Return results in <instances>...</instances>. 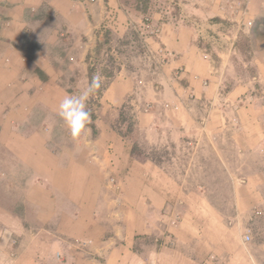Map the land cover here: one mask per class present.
<instances>
[{
    "label": "crops",
    "instance_id": "crops-1",
    "mask_svg": "<svg viewBox=\"0 0 264 264\" xmlns=\"http://www.w3.org/2000/svg\"><path fill=\"white\" fill-rule=\"evenodd\" d=\"M43 4L63 18L66 33L78 28L77 32L86 36V40L78 37L75 41L77 45L79 42L83 44L81 51L77 50L81 52L78 54L79 61L86 57L87 52L92 53L101 47L102 32L106 26L104 22L123 35L133 22V12H137L131 0H0V75L4 72L11 77L14 86L22 89L28 88V81L35 86L45 84L48 87L58 83L51 63L42 57L43 48L37 49L30 60L43 77L32 72L27 81L20 80V68L24 66L23 60L27 59H24V53L17 44L27 31L24 29L23 14L29 10L37 11ZM247 7L249 10L246 12L241 3H231L230 0H149L147 11H139L138 17L140 14L149 17L154 27V33L146 35L144 41L149 57L153 58L156 65L152 80L146 82L142 98L151 107L159 102L166 103L167 109L163 114L186 134L195 136V149L200 146L199 140L203 136L209 139L210 150L217 153L220 166L226 171L227 179H231L230 195L234 210L239 215L255 212L254 222L262 225L264 231V45L260 47V55L256 60L257 78L253 76L247 82L233 85L227 83L231 55L237 48V34L241 29L251 26L259 14L264 15L262 2L248 3ZM142 21L134 27H139ZM53 35L47 37L54 38ZM54 36L59 38L58 35ZM72 48H68V53ZM7 59L8 63L5 62ZM5 66L10 68L6 69ZM3 84L0 81V85ZM135 87L132 77L119 75L109 84L105 96L121 103L123 97L133 92ZM58 93L61 100L66 97L62 91ZM155 115L153 109L138 112V127L143 128V122L153 124ZM108 136L113 141L110 144L112 149L108 150L105 158L93 156L95 171L103 175L107 169L114 171L119 163L123 179L143 182L135 188L120 186L124 196L130 195L126 191L132 189L136 191L135 195L141 194L137 208L127 206L119 210V219H122L125 230L119 226L113 227L115 221L109 222L107 227L97 225L94 233L83 223L76 225L77 222L72 227L65 223L59 225L58 233L55 229L54 232L46 228L49 236L31 234L37 244L35 255H29L28 251L33 252V249L27 250L28 254L14 250L13 256L6 255L2 259L6 264H218L216 261L223 259L224 262L225 257V264H264V238L259 242L245 241L241 226H225L213 206H198L202 205L200 200L190 203L191 206L181 213L177 224H169L170 211L166 214L165 205L177 200L181 202L183 192L179 183L162 168L159 173L148 162H136L130 156L129 144L121 141L113 132L108 133ZM220 136L223 142H215ZM35 141L33 152L39 153L41 158L32 155L25 159L23 154L20 155L23 162L21 167L29 175L26 178L21 175L19 181L26 183L19 184L21 189L15 192L27 199L25 204L31 206L33 203L36 213L39 210V213L50 214L51 209L46 207L44 210V204H40L37 199L49 206L48 200L54 197L53 188L59 189L65 199L76 191L77 195L71 199L77 198L79 203L76 207H79L83 201L81 199L91 196L83 194V191L89 181L87 174H92V170L85 169L82 163L71 165L57 162L41 137H36ZM226 151H231L232 157ZM231 158L234 169L229 165ZM38 166H44L45 172L40 171ZM241 166L252 168L242 171ZM144 168L147 172H144ZM232 170H237L238 175L242 174L238 181ZM60 173L67 177V183L59 181ZM153 174L158 176L156 181L152 180ZM151 197L161 199V203L159 201L157 207L145 204L144 201ZM149 210L155 214L161 213V249L153 256H141L133 250V243L137 234H148L153 230L150 220L148 224L142 221L138 229L139 219H144ZM80 226H84L83 230ZM110 226L113 227L111 234L107 229ZM25 228L18 221L16 223L7 217V211L0 203V229L4 231H0V238L4 244L15 247L12 242L22 236ZM12 231L18 237L13 238ZM88 233L93 237L88 251L70 249V237L83 238ZM39 243L46 244V247L44 254L36 255ZM56 249L68 253L66 260L64 257L61 260L53 257L52 253Z\"/></svg>",
    "mask_w": 264,
    "mask_h": 264
},
{
    "label": "rangeland",
    "instance_id": "rangeland-1",
    "mask_svg": "<svg viewBox=\"0 0 264 264\" xmlns=\"http://www.w3.org/2000/svg\"><path fill=\"white\" fill-rule=\"evenodd\" d=\"M230 1L231 3H241L242 9H246V12L249 10L248 3L251 4L255 1L264 3V0ZM131 3L137 12H133V22L124 34L119 35L113 27L104 22L106 26L102 32L101 47L97 51L94 49L92 53L87 52L82 61H79L81 52L78 53V51H81L83 44L79 42L77 45L75 41L78 37L86 40V36H81V32H77L78 28L76 31L66 33L63 18L56 15L47 4H43L37 11L29 10L23 14L24 29L27 31L17 44L24 53V59H27L23 60L24 66L20 68L22 74L20 80L27 81L29 74H33L32 72L43 77L41 71L30 61L35 51L43 48L42 57L51 63L52 72L55 73L54 76H57L58 83L48 87L45 84L35 86L28 81V88L22 89V87L14 86L10 80L11 77L6 76L4 72L0 75L1 83L4 82L3 85H0V203L4 205L7 217L26 227V231H23L22 236L19 237L12 231L13 238L18 237L15 242H12L15 247L12 244V246L4 244L5 242L0 238V264H6V261L2 259H5L6 255L13 256L15 251L26 254L29 252V255L30 253L35 255L37 244L31 234L39 233V236H49L46 228L47 230L55 229L58 233L59 225L64 223L71 227L75 226L76 222V225L83 223L94 233L93 230L97 225L101 224L107 227L109 222L115 221L112 223L113 227L119 226L125 230L126 227L123 226L122 219H119V210L127 206L132 209L137 208L141 194L135 195L136 191H132V189L130 192L126 191L130 195L124 196L123 190L120 191V186L123 185L125 189L128 186L135 188L143 182L137 181V179L133 181L123 179V173L119 172L121 170L119 163L116 164L115 170L112 172L107 169L103 171V175H100L95 171L93 156L99 159L105 158L108 150L112 149L110 144H113V141L108 136V133L111 132L120 137L121 141L129 144L130 151L131 143L123 138V134L136 141L134 144L136 157H132L130 153L133 160L139 163L148 162L151 168L159 173L162 168L179 183L183 192L181 202L178 203L177 200L175 203L169 202L165 205L166 214L170 211L167 220L169 224H177L180 221L181 213L191 206L190 203L193 200H200L202 205L198 206L202 208L213 206L225 226L229 228L236 225L241 226L243 228L241 233L245 241L259 242L263 240V227L254 222L255 212L239 215L234 210L230 195L231 179H229L230 181L227 179L226 171L218 162L217 153L210 150L209 139L203 136L199 140L200 148L195 149V136L186 134L181 127L173 125L169 118L163 114L167 109L166 103L159 102L155 104V107H151L143 100L146 82L152 80L156 65L153 58L149 57L144 40L146 35L153 32L154 27L151 26L149 17L140 16L141 14L138 17L139 11H147L149 0H131ZM141 19H143L142 23L135 28L134 25ZM52 33L58 35L59 38H55L54 35V38L47 37ZM60 33H64V35L61 36ZM237 35L235 40L237 48L231 55V71L229 70L227 82L229 85L247 82L253 76L257 78L256 60L260 55V47L264 45V15L259 14L251 26L241 29ZM85 40L81 41L85 42ZM99 44L97 43V45ZM69 47L73 48L68 53ZM5 62L8 63V59ZM5 67L6 69L10 68L9 66ZM119 75L132 77L137 87L133 92L125 95L121 103L110 96H107L109 98L105 96L109 84ZM94 76L101 78V86L86 102V109L91 114V120L87 124V129L90 131L82 133L78 140H73L55 111L61 101L58 91H62L64 96L79 95ZM150 109L151 111L155 110L156 114L153 124L143 122V128H139L137 124L138 112ZM36 137L43 139L44 145L54 155L57 162L70 163L71 165L82 163L85 169L92 170V174H87L89 181L83 191V194L91 196L81 199L83 201L79 207H76L79 203H77L78 199H71L77 195L76 191L71 192L70 198L65 199L59 189L53 188L54 197L48 200L49 206L37 199L40 204H44V210L46 207V209H51L50 214L39 213V210L36 213L35 205L33 203L31 206L25 204L27 199L15 192L19 190V184L25 185L26 183V181H19L21 175L24 178L29 175L28 171L21 167L23 162L19 158L20 155L23 154L25 159H29L32 155L41 158L39 153L33 152L36 146ZM224 141H226L225 137ZM215 142H223L222 137H218ZM231 154V151L227 152L230 157H232ZM232 159L229 165L231 169H234L231 166ZM111 161L112 159H110ZM248 167L252 168V166H241V170L245 171ZM38 169L45 172L44 166H38ZM144 172L147 170L145 169ZM232 172L235 173L233 176H236L238 181L242 174L238 175L237 170H232ZM152 177L154 181L158 179L155 174ZM58 178L62 183H67V177L61 173ZM146 200L145 204L151 207H157L159 201L161 203V199L156 200L154 197ZM173 207H176L179 212ZM114 216H116L115 220ZM149 220L153 230L148 234H137L133 243V250L141 256H153L161 249V213L155 214L149 210L144 219H139L138 229H140L142 221L148 224ZM112 226L107 228L110 234ZM80 228L83 230L84 226H80ZM0 231L4 232L1 229ZM83 236V238L70 237L68 241L70 249L88 251L93 237L90 233ZM45 247L46 244L39 243L36 255L44 254ZM29 249H33V252H27ZM52 255L56 259L61 260L64 257L66 260L68 253L63 249H56ZM225 259L227 261V257ZM226 261L218 259L216 262L225 264Z\"/></svg>",
    "mask_w": 264,
    "mask_h": 264
},
{
    "label": "clouds",
    "instance_id": "clouds-1",
    "mask_svg": "<svg viewBox=\"0 0 264 264\" xmlns=\"http://www.w3.org/2000/svg\"><path fill=\"white\" fill-rule=\"evenodd\" d=\"M100 86L101 78L94 76L79 95H68L59 102L57 115L63 121L73 140H78L82 133L90 131L87 129V124L91 120V114L86 109V102Z\"/></svg>",
    "mask_w": 264,
    "mask_h": 264
},
{
    "label": "trees",
    "instance_id": "trees-1",
    "mask_svg": "<svg viewBox=\"0 0 264 264\" xmlns=\"http://www.w3.org/2000/svg\"><path fill=\"white\" fill-rule=\"evenodd\" d=\"M123 138L124 139H127V140H129V142L131 143V156L133 157H136L135 156V146H134V144H135V142L136 141H134L133 139H131L128 135H126V134H123Z\"/></svg>",
    "mask_w": 264,
    "mask_h": 264
}]
</instances>
